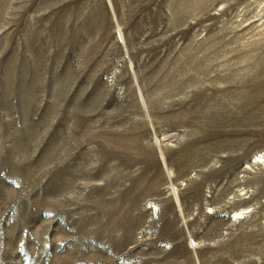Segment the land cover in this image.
Masks as SVG:
<instances>
[{
	"label": "rangeland",
	"instance_id": "374dc122",
	"mask_svg": "<svg viewBox=\"0 0 264 264\" xmlns=\"http://www.w3.org/2000/svg\"><path fill=\"white\" fill-rule=\"evenodd\" d=\"M0 264H264V0H0Z\"/></svg>",
	"mask_w": 264,
	"mask_h": 264
},
{
	"label": "bare ground",
	"instance_id": "6f19581e",
	"mask_svg": "<svg viewBox=\"0 0 264 264\" xmlns=\"http://www.w3.org/2000/svg\"><path fill=\"white\" fill-rule=\"evenodd\" d=\"M239 213H240L239 211H236L235 212V215H233L232 218H234V217H241V215H239Z\"/></svg>",
	"mask_w": 264,
	"mask_h": 264
}]
</instances>
